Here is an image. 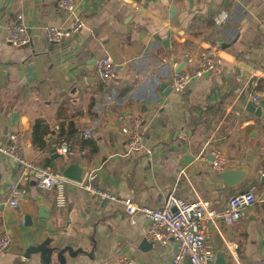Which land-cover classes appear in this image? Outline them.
<instances>
[{"label":"crops","instance_id":"crops-1","mask_svg":"<svg viewBox=\"0 0 264 264\" xmlns=\"http://www.w3.org/2000/svg\"><path fill=\"white\" fill-rule=\"evenodd\" d=\"M75 1L84 26L50 42L44 29L67 19L58 0H0V145L20 132L25 156L53 166L51 147L64 137L88 162L96 184L148 206H160L174 190L221 210L232 195L253 188L259 201L233 225L209 221V239L216 258L223 253L227 264H259L264 119L246 105L253 102L251 94L260 93L261 100L264 95L256 89L264 80V0ZM221 11L229 19L219 27L214 17ZM19 16L32 34L26 47L6 39ZM204 51L219 58L217 67L181 92L170 89L173 73L179 68L194 73ZM104 56L122 67L110 82L95 72V61ZM135 116L142 119L144 147L131 152L123 127ZM36 126L44 146L35 142ZM85 130L90 137H84ZM213 148L226 154L229 166L247 164L248 178L228 187L212 165ZM18 175L15 161L0 153V235L7 232L11 239L0 252V264H43L39 254L28 259L24 253L47 238L51 245L77 251L74 257L66 252L65 264L121 258L169 264L176 253L173 240L160 244L147 238V217L138 215L131 223L121 205H97L74 183L66 185V205L58 206L56 191L31 178L21 185L19 206L13 207L10 185ZM39 203L52 204L51 223L38 217ZM27 214L32 225L25 223ZM52 264H58L55 254ZM182 264L192 262L185 258Z\"/></svg>","mask_w":264,"mask_h":264},{"label":"built area","instance_id":"built-area-1","mask_svg":"<svg viewBox=\"0 0 264 264\" xmlns=\"http://www.w3.org/2000/svg\"><path fill=\"white\" fill-rule=\"evenodd\" d=\"M59 7L66 12L67 19L60 25H49L45 30V36L50 42H61L66 37L78 32L84 26V20L78 14V6L75 0H58ZM229 19L226 11L219 12L215 17V24L222 27ZM6 39L12 45L19 47L32 41V34L28 26L19 21L8 26ZM219 58L214 53L204 51L201 54V63L194 73L187 71H175L170 81L172 90L181 92L190 83L193 76L200 77L206 72H211L219 64ZM95 72L104 82L112 81L117 75L116 63L110 56L100 57L95 61ZM254 103L261 101L260 93L251 94ZM142 119L135 116L130 125L123 127L128 135V148L136 152L144 147V138L141 133ZM84 137H90V131H84ZM23 134L13 132L10 135V143L0 145V153L15 161L19 167L18 178L10 185L9 204L19 206V197L24 190L22 184L35 178L38 185L47 190L56 191V203L58 206L66 205V185L74 183L84 189L87 194L97 200V205L104 201L115 202L121 205L131 223L136 222L138 215H144L150 221L147 230V238L151 241L165 244L170 240L176 243V253L169 264H182L188 258L192 264H216V249L209 239V221L214 225L219 222L225 225H233L245 215L246 211L259 201L257 192L253 188L232 195L221 210L211 206L209 200L196 198L188 200L182 198L174 190L167 192L160 206H148L131 197H121L110 189L104 188L94 182L93 172H88L82 182H73L63 176L53 166L42 164L37 160L28 158L24 154ZM57 153L65 159L73 154L69 142L62 137L57 143ZM212 165L217 172H223L229 166L226 154L218 148H213ZM185 174V169L181 174ZM260 176L264 178V168L260 170ZM11 239L7 232L0 235V252L6 250ZM229 246V244H228ZM233 249L236 245L232 246ZM107 264H132L128 258H121ZM259 264H264V257Z\"/></svg>","mask_w":264,"mask_h":264},{"label":"water","instance_id":"water-1","mask_svg":"<svg viewBox=\"0 0 264 264\" xmlns=\"http://www.w3.org/2000/svg\"><path fill=\"white\" fill-rule=\"evenodd\" d=\"M29 43L22 45V47L28 46ZM117 70L122 68L121 66H116ZM181 68L178 69L180 71ZM210 72H206V75ZM197 77L193 76L190 82L196 81ZM172 89V87H170ZM246 111L264 119V95L260 104H256L252 101H249L246 105ZM51 158L53 159V167L59 171L63 176L68 178L73 182H82L88 173L89 167L88 162L81 158L77 153H73L68 161H64L60 155L57 153V144H53L51 147ZM250 167L245 164L242 167H237L235 165L228 166L223 172L220 173L221 178L226 183L228 187H233L243 183L248 176L250 175ZM9 183H6V185ZM38 217L41 219H48L51 223V212L49 213V207L52 204H43L39 203L38 205ZM25 223L27 225L33 224L32 216L27 214L24 217ZM51 229V227H50ZM52 238H47L44 241L29 246L24 255L26 258H30L31 254H39L40 259L43 264H52L53 255L55 254L58 264H65L67 259L65 257L66 252L74 257L77 254V251H73L70 247H59L58 245H51ZM145 246L150 245L146 243V239L143 241ZM216 264H227L225 261V255L220 253L217 255Z\"/></svg>","mask_w":264,"mask_h":264},{"label":"trees","instance_id":"trees-1","mask_svg":"<svg viewBox=\"0 0 264 264\" xmlns=\"http://www.w3.org/2000/svg\"><path fill=\"white\" fill-rule=\"evenodd\" d=\"M256 89L261 91V90H264V80H259L258 81V84L256 86ZM38 125V124H37ZM34 139H35V142L40 145V146H44L45 145V140H43L39 134H38V128L36 126L35 128V131H34Z\"/></svg>","mask_w":264,"mask_h":264}]
</instances>
